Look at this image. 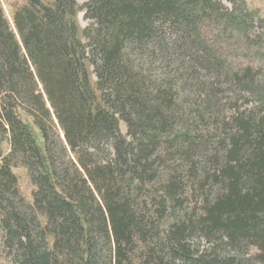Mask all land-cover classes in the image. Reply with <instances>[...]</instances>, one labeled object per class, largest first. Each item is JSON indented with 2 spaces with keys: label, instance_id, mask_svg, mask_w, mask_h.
I'll return each mask as SVG.
<instances>
[{
  "label": "trees",
  "instance_id": "obj_1",
  "mask_svg": "<svg viewBox=\"0 0 264 264\" xmlns=\"http://www.w3.org/2000/svg\"><path fill=\"white\" fill-rule=\"evenodd\" d=\"M16 1L11 20L0 1L7 255L16 264H242L220 248L252 246L264 264V116L216 123L214 100L233 81L264 113V69L231 72L204 36L264 42L244 0ZM183 172L202 193L184 214ZM193 235L209 251L194 255Z\"/></svg>",
  "mask_w": 264,
  "mask_h": 264
},
{
  "label": "rangeland",
  "instance_id": "obj_2",
  "mask_svg": "<svg viewBox=\"0 0 264 264\" xmlns=\"http://www.w3.org/2000/svg\"><path fill=\"white\" fill-rule=\"evenodd\" d=\"M7 18L11 20V7L17 3L16 0H0ZM45 3H50L52 0H42ZM78 4L83 5L87 0H76ZM221 1L224 7L231 8L230 3L227 0ZM245 9L252 14L257 23L264 25V0H244ZM78 20L81 28L87 27V22L84 20L83 13L78 15ZM210 45L220 52V56L223 59L225 65L229 70L233 72L243 71L247 67L263 68L264 69V42H259L255 37L251 36L248 40L235 33L234 35L227 36L215 31L206 32L204 34ZM255 36V35H254ZM241 37V38H240ZM233 76L232 74L230 75ZM233 79V77H232ZM261 77H259V80ZM215 122L229 125L232 123V119L238 115L243 116L252 112L260 117L264 116L263 111L259 109L258 97L251 96L244 88H240L236 85V82L229 81L226 84H222L215 88ZM229 128V126H227ZM121 131L126 134V126L121 124ZM222 133V130L220 131ZM5 149V147H4ZM189 173V172H188ZM22 193L28 199L31 194V186L29 180L23 170H17ZM204 173L203 167H200L197 172V179L199 183L203 181L207 182V177ZM191 176L187 172H183V214L184 212L192 213L195 208V197L202 195L200 186L190 179ZM196 193V194H195ZM195 196V197H194ZM4 234L0 227V264H16L13 257L7 255L3 246ZM187 244L191 247L194 255H200L204 251H209L211 243H206L200 236L193 235L187 238ZM220 256L226 257L227 255H234L236 259L242 264H263L260 259L257 258L259 251L257 248L249 246H243L240 252H234L233 250L226 251L221 250ZM229 253V254H228Z\"/></svg>",
  "mask_w": 264,
  "mask_h": 264
}]
</instances>
